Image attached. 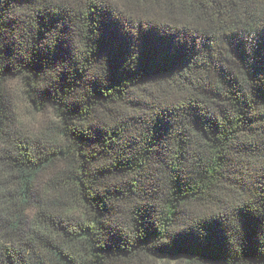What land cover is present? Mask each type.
Masks as SVG:
<instances>
[{"label":"trees","instance_id":"obj_1","mask_svg":"<svg viewBox=\"0 0 264 264\" xmlns=\"http://www.w3.org/2000/svg\"><path fill=\"white\" fill-rule=\"evenodd\" d=\"M0 264H264V0H0Z\"/></svg>","mask_w":264,"mask_h":264},{"label":"rangeland","instance_id":"obj_2","mask_svg":"<svg viewBox=\"0 0 264 264\" xmlns=\"http://www.w3.org/2000/svg\"><path fill=\"white\" fill-rule=\"evenodd\" d=\"M19 104L24 107V103L21 102V99L19 98Z\"/></svg>","mask_w":264,"mask_h":264}]
</instances>
